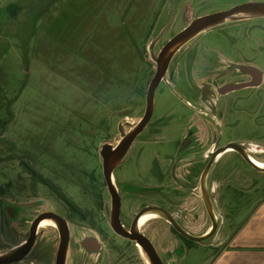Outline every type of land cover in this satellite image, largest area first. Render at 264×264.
<instances>
[{
    "label": "rangeland",
    "instance_id": "374dc122",
    "mask_svg": "<svg viewBox=\"0 0 264 264\" xmlns=\"http://www.w3.org/2000/svg\"><path fill=\"white\" fill-rule=\"evenodd\" d=\"M243 1L247 0H0V160L20 153L40 159L94 155L103 138L113 133L110 127L104 136L107 123L115 128L120 114V122L129 125L141 115L140 92L156 71L151 44L157 56L195 17ZM249 27L245 37H234L251 57L248 50L251 45L256 50L261 33ZM208 31L182 47L175 67L191 47L228 50L230 39ZM255 57L264 71V51ZM221 66L216 72L225 73L226 62ZM229 110L227 122L237 125L225 129V138L248 144L250 156L264 163V98L251 96ZM181 111L167 89L157 94L155 118ZM168 133L175 137L173 131ZM3 170L0 161V174ZM208 189L219 224L216 233L205 243H195L183 258L173 251L180 239L170 235L168 264L211 262L231 232L264 202V173L227 151L215 162ZM206 225L201 222L200 233ZM5 247L0 231V254ZM39 247L46 250L40 260L50 264L47 238Z\"/></svg>",
    "mask_w": 264,
    "mask_h": 264
},
{
    "label": "flooded vegetation",
    "instance_id": "af4514ba",
    "mask_svg": "<svg viewBox=\"0 0 264 264\" xmlns=\"http://www.w3.org/2000/svg\"><path fill=\"white\" fill-rule=\"evenodd\" d=\"M248 1L264 2L241 3ZM247 17L206 32L215 31L218 37L230 39L227 51L214 46L191 47L183 51L176 67L174 59L184 47L174 55L155 91L154 110L157 94L162 95L167 89L178 99L182 111L175 116L156 118L153 112L150 122L126 153L118 157L110 183L105 176V160L114 157L110 153L119 148L124 136L142 120L153 76L140 92L142 112L137 122L125 125L120 122L119 114L115 128L113 123L111 126L107 123L104 136L110 127L113 133L103 138L94 155L84 159L62 155L40 159V156L20 153L0 160L4 166L0 174V231L6 245L4 253L28 244L33 224L43 217L36 225L31 246L26 247L27 255L12 264H43L40 257L46 250H40L42 238L48 240L50 264L57 263L62 240L66 243L65 264H153L141 235L150 241L149 249L155 251L160 262L168 264L170 235L180 239L179 246L173 250L179 258L197 243L178 232L169 220L192 236L211 231L212 221L202 199V175L217 149L239 142L224 136L225 129L237 125V122H227L229 109L254 95L258 100L264 98V71L256 64L255 57L264 51V16ZM249 24L248 31L257 29L261 33L256 50L254 45L248 50L253 54L251 57L234 37H245V27ZM223 61L225 73L216 72L220 71ZM241 66L252 70H243ZM195 71L203 72V76H194ZM231 85L241 87L226 91ZM173 119L175 123L170 122ZM218 129L222 131L219 135ZM168 131H173L175 137L170 138ZM231 152L244 160L238 152ZM249 152L250 149L247 150L250 156ZM218 157L209 169L207 188ZM250 157L254 162L263 163ZM208 194L214 207L209 189ZM144 217L147 218L143 221ZM44 219L52 224L42 227ZM202 221L208 225L200 233Z\"/></svg>",
    "mask_w": 264,
    "mask_h": 264
},
{
    "label": "water",
    "instance_id": "95a60500",
    "mask_svg": "<svg viewBox=\"0 0 264 264\" xmlns=\"http://www.w3.org/2000/svg\"><path fill=\"white\" fill-rule=\"evenodd\" d=\"M245 16H264V2L249 1L242 4H238L226 10H221L210 14H205L202 16L195 17L184 29H182L180 32L174 35L168 42H166V44L162 47V49L160 50L157 56L154 54V50H153L154 42L153 44H151L149 51L151 53V58L154 60L156 64V71L153 75V78L147 90L146 110L142 120L137 124L134 130H132L129 134L124 136V140L119 146V148L115 152L110 153V155L114 157L105 160V165H106L105 176L108 183L111 182L112 168L114 167V165H116L118 161V157L119 156L121 157L126 153V150L130 146L132 141L139 135V133L142 132L144 127L150 122L154 112L155 91L159 86V84L163 81L164 77L166 76L169 64L172 58L174 57V55L188 42H190L191 40H193L195 37L202 34L203 32L210 30L223 23H226L228 21L243 18ZM240 68L247 71L252 70L251 67L241 66ZM240 87L241 86L238 85H231L226 87L225 89L226 91L227 90L229 91ZM248 148L249 145L246 143L231 142L217 149L212 154V159L202 175V179H201L202 199L204 201V204L212 221L211 231L206 235L192 236L187 232H185L180 226L169 220L178 232L186 236L191 241L197 243H205L212 235L216 233L219 224L206 185V179L209 169L218 156L231 150L238 152L252 168H254L259 172L264 173V167H260L254 164L251 157L248 155L247 153ZM104 153L105 152L102 151V154ZM42 218L43 217L38 218L33 224L31 230L32 238H30L29 243L22 247L9 251L7 253L0 254V264L17 263L24 259V257L28 253V249L26 247L31 246L33 242V235L36 230V225L40 222ZM141 238H143L142 243H144V247H146V249L148 250L150 257L152 258L153 264H162L158 256L156 255L155 251L154 250L151 251L149 249L151 246L150 241L145 239L146 237H144L143 235H141ZM65 257H66V243L64 240H62L59 248L56 264H65Z\"/></svg>",
    "mask_w": 264,
    "mask_h": 264
},
{
    "label": "crops",
    "instance_id": "0c3cea01",
    "mask_svg": "<svg viewBox=\"0 0 264 264\" xmlns=\"http://www.w3.org/2000/svg\"><path fill=\"white\" fill-rule=\"evenodd\" d=\"M227 238L223 249L208 264H264V202Z\"/></svg>",
    "mask_w": 264,
    "mask_h": 264
},
{
    "label": "bare ground",
    "instance_id": "6f19581e",
    "mask_svg": "<svg viewBox=\"0 0 264 264\" xmlns=\"http://www.w3.org/2000/svg\"><path fill=\"white\" fill-rule=\"evenodd\" d=\"M247 17V16H246ZM248 18V17H247ZM231 151V150H229ZM253 161V160H252ZM254 162V161H253ZM254 164H256L257 166H260V167H264V163H257V162H254ZM148 217V216H147ZM147 217H144L143 221L147 218ZM45 220V219H44ZM52 223L48 220H45L44 223L42 224V227H46V226H50Z\"/></svg>",
    "mask_w": 264,
    "mask_h": 264
},
{
    "label": "trees",
    "instance_id": "16d2710c",
    "mask_svg": "<svg viewBox=\"0 0 264 264\" xmlns=\"http://www.w3.org/2000/svg\"><path fill=\"white\" fill-rule=\"evenodd\" d=\"M14 8H16V6H14Z\"/></svg>",
    "mask_w": 264,
    "mask_h": 264
}]
</instances>
